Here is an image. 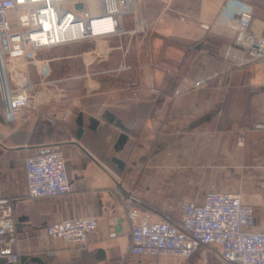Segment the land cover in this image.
I'll list each match as a JSON object with an SVG mask.
<instances>
[{
  "label": "crops",
  "instance_id": "1",
  "mask_svg": "<svg viewBox=\"0 0 264 264\" xmlns=\"http://www.w3.org/2000/svg\"><path fill=\"white\" fill-rule=\"evenodd\" d=\"M243 11L264 37V0H141L145 34L127 18L123 36L11 62L36 105L8 122L0 90V198L13 206L16 264H214L207 248L190 260L130 255L128 204L177 221L207 191L239 195L264 232V61L234 44ZM54 147L70 192L30 198L25 159ZM90 216L99 227L85 248L45 237L48 225Z\"/></svg>",
  "mask_w": 264,
  "mask_h": 264
},
{
  "label": "built area",
  "instance_id": "2",
  "mask_svg": "<svg viewBox=\"0 0 264 264\" xmlns=\"http://www.w3.org/2000/svg\"><path fill=\"white\" fill-rule=\"evenodd\" d=\"M141 0H0V90L6 121L18 120L24 109H35L32 86L13 61L31 60L34 55L62 44L123 36L125 19L137 18L133 33L146 31L141 16ZM82 5V9L77 6ZM253 15L243 11L236 22L235 45L252 61L264 60V37L252 32ZM46 26V27H45ZM55 26L59 35L55 38ZM44 33L48 42H42ZM15 69V70H14ZM12 70L17 72L12 75ZM28 196L33 199L58 198L70 192L64 152L59 147L25 159ZM132 224L130 255L139 258L172 257L190 260L202 248L217 252L221 264H264V232L256 231L254 210L237 194L207 191L202 203L186 201L180 218L153 219V214L127 206ZM13 206L0 198V260L16 264L13 251L17 236ZM96 217H79L48 225L45 237L85 248L98 229ZM4 247L8 253L4 252Z\"/></svg>",
  "mask_w": 264,
  "mask_h": 264
},
{
  "label": "rangeland",
  "instance_id": "3",
  "mask_svg": "<svg viewBox=\"0 0 264 264\" xmlns=\"http://www.w3.org/2000/svg\"><path fill=\"white\" fill-rule=\"evenodd\" d=\"M128 18H134V22H135V27H136V21H137V18H136V16L134 15V14H132L130 17H128ZM148 26V25H147ZM135 27H134V29H135ZM134 29L132 30L133 32H134ZM147 32V27H146V31L145 32H143V33H135V34H145ZM235 40V39H234ZM234 44H235V42H234ZM252 61V60H251ZM261 61H264V60H261ZM253 62H256V61H253ZM152 187H155V186H146V188L149 190V189H151ZM160 187H162V188H164V189H172L174 186L173 185H164V186H160ZM182 187V190H188L187 192H188V194H187V196H196L197 194H199L200 193V190H201V188H203L204 186H194V189H190L189 190V187H193V186H190V185H185V186H181ZM158 188H159V186H158ZM160 190H161V188H159ZM206 190L203 188L202 190H201V193H204ZM150 213V212H149ZM179 212H176V213H173V214H170V215H172V216H176V217H178L179 216ZM154 220H156V219H154ZM215 253V254H214ZM211 252V253H207V255H208V257L210 256V258L212 259V263L214 262V264H218V260H217V258H219L218 257V255H217V252ZM215 262H217V263H215ZM207 264H211V260L210 261H208V263Z\"/></svg>",
  "mask_w": 264,
  "mask_h": 264
},
{
  "label": "bare ground",
  "instance_id": "4",
  "mask_svg": "<svg viewBox=\"0 0 264 264\" xmlns=\"http://www.w3.org/2000/svg\"><path fill=\"white\" fill-rule=\"evenodd\" d=\"M45 27H46V26H45ZM66 34H67V33H62V34L59 35L58 28H57V26H55V34H54L55 38L60 39L61 36H62V37H66ZM42 42H48L47 34H46V33H44V35H43V37H42Z\"/></svg>",
  "mask_w": 264,
  "mask_h": 264
},
{
  "label": "water",
  "instance_id": "5",
  "mask_svg": "<svg viewBox=\"0 0 264 264\" xmlns=\"http://www.w3.org/2000/svg\"><path fill=\"white\" fill-rule=\"evenodd\" d=\"M82 8H83L82 5L77 6V9H82ZM3 250L4 252L8 253V249L6 247H4Z\"/></svg>",
  "mask_w": 264,
  "mask_h": 264
},
{
  "label": "trees",
  "instance_id": "6",
  "mask_svg": "<svg viewBox=\"0 0 264 264\" xmlns=\"http://www.w3.org/2000/svg\"><path fill=\"white\" fill-rule=\"evenodd\" d=\"M164 219H168L171 223H173V220L170 217H167L166 215L162 216ZM213 251V250H212ZM215 252V251H214Z\"/></svg>",
  "mask_w": 264,
  "mask_h": 264
}]
</instances>
